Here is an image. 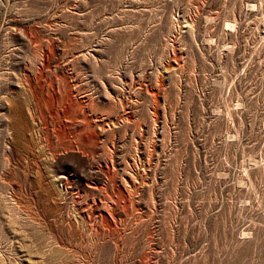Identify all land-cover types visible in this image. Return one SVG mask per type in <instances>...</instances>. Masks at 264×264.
Listing matches in <instances>:
<instances>
[{"label":"rangeland","instance_id":"374dc122","mask_svg":"<svg viewBox=\"0 0 264 264\" xmlns=\"http://www.w3.org/2000/svg\"><path fill=\"white\" fill-rule=\"evenodd\" d=\"M0 264H264V0H0Z\"/></svg>","mask_w":264,"mask_h":264}]
</instances>
